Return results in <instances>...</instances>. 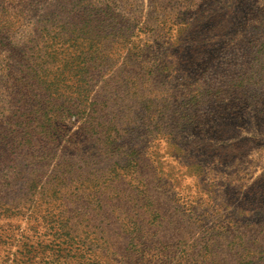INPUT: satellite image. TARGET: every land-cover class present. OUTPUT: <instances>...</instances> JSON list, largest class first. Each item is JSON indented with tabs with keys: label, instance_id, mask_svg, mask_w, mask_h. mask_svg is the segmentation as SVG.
<instances>
[{
	"label": "rangeland",
	"instance_id": "obj_1",
	"mask_svg": "<svg viewBox=\"0 0 264 264\" xmlns=\"http://www.w3.org/2000/svg\"><path fill=\"white\" fill-rule=\"evenodd\" d=\"M0 264H264V0H0Z\"/></svg>",
	"mask_w": 264,
	"mask_h": 264
}]
</instances>
